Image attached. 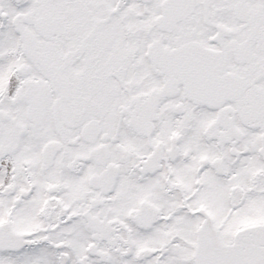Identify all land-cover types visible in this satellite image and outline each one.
Here are the masks:
<instances>
[{"label":"snow or ice","instance_id":"snow-or-ice-1","mask_svg":"<svg viewBox=\"0 0 264 264\" xmlns=\"http://www.w3.org/2000/svg\"><path fill=\"white\" fill-rule=\"evenodd\" d=\"M0 264H264V0H0Z\"/></svg>","mask_w":264,"mask_h":264}]
</instances>
